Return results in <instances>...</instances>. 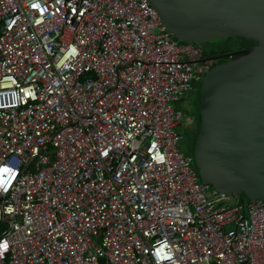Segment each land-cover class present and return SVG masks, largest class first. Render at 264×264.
Segmentation results:
<instances>
[{
	"label": "built area",
	"instance_id": "1",
	"mask_svg": "<svg viewBox=\"0 0 264 264\" xmlns=\"http://www.w3.org/2000/svg\"><path fill=\"white\" fill-rule=\"evenodd\" d=\"M216 64L148 0H0V264H264V202L179 148Z\"/></svg>",
	"mask_w": 264,
	"mask_h": 264
},
{
	"label": "water",
	"instance_id": "2",
	"mask_svg": "<svg viewBox=\"0 0 264 264\" xmlns=\"http://www.w3.org/2000/svg\"><path fill=\"white\" fill-rule=\"evenodd\" d=\"M176 40L244 38L204 76L192 160L201 183L264 202V0H148Z\"/></svg>",
	"mask_w": 264,
	"mask_h": 264
},
{
	"label": "rangeland",
	"instance_id": "3",
	"mask_svg": "<svg viewBox=\"0 0 264 264\" xmlns=\"http://www.w3.org/2000/svg\"><path fill=\"white\" fill-rule=\"evenodd\" d=\"M253 44H254L253 42H250L244 38L238 37V38H230L229 40L226 39L225 41H220L218 43L203 44V46L206 49L208 56H221V55L229 54L230 52H232V50L234 52L242 51V50L252 46ZM205 45H206V47H205ZM201 82L196 83V86H198L200 88ZM184 98L187 100H193V102H195V104L193 105L191 110L187 109V106L185 105L184 99H181L178 102H174L173 107L180 110L181 112L194 113V114L199 113V110H200L199 109V100H196V92L193 93V92L189 91L185 94ZM197 129H196V131H197ZM176 130L181 136H183L182 140L179 143V148H180L181 152L183 154H186V155L192 157L193 144H191L188 141L187 137H184L185 131L182 127H176ZM192 164H193V166H195L194 160L192 161ZM229 194H230L229 204H234V203L238 202L239 200L245 201L247 199V197L244 194H241V195H237V194H233V193H229Z\"/></svg>",
	"mask_w": 264,
	"mask_h": 264
},
{
	"label": "flooded vegetation",
	"instance_id": "4",
	"mask_svg": "<svg viewBox=\"0 0 264 264\" xmlns=\"http://www.w3.org/2000/svg\"><path fill=\"white\" fill-rule=\"evenodd\" d=\"M210 44H213V43H210ZM205 47H206V45H205ZM203 49H204V54H205L206 58L212 57V58L216 59V62L217 63H219L220 61L226 59L227 55L234 53V51L232 50V52H230L229 54H226V55H221V56H208L207 55V52H206V49L204 48V46H203ZM199 90H200L199 87L196 86L191 91L193 93L196 92V100H199V94H200L199 93ZM184 97H185V95H184ZM184 97L182 99H184L185 105L187 106V109L188 110H191L192 107H193V105L195 104V102H193V100H187ZM181 114H182V122H180L177 127H182L184 129V131H185L184 137H187L188 141L191 144H193L192 143L193 142V136L195 135V131L197 129L198 113L194 114V113L181 112ZM182 138H183V136H182Z\"/></svg>",
	"mask_w": 264,
	"mask_h": 264
},
{
	"label": "trees",
	"instance_id": "5",
	"mask_svg": "<svg viewBox=\"0 0 264 264\" xmlns=\"http://www.w3.org/2000/svg\"><path fill=\"white\" fill-rule=\"evenodd\" d=\"M197 128H199V113H198V118H197ZM198 133V129H197V131L195 132V135ZM195 135L193 136V139H194V137H195ZM194 141V140H193ZM246 200H248V199H246Z\"/></svg>",
	"mask_w": 264,
	"mask_h": 264
}]
</instances>
